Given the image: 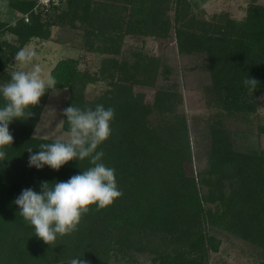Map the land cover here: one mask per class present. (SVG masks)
<instances>
[{"label": "trees", "instance_id": "16d2710c", "mask_svg": "<svg viewBox=\"0 0 264 264\" xmlns=\"http://www.w3.org/2000/svg\"><path fill=\"white\" fill-rule=\"evenodd\" d=\"M37 3L7 0V8L22 17L13 24L0 20V35L11 32L22 46L47 38L43 15L84 26L85 49L107 56L102 67L83 73L80 59H65L51 76L56 90L69 91L66 108L103 104L115 110L112 135L101 150L123 195L106 209L92 206L75 231L49 245L19 215L14 200L22 190L39 191L43 181H66L90 166L85 159L59 171L28 167V151L52 141L33 135L49 91L31 109L32 117L9 126L14 141L0 161V264H69L76 257L91 264H138L146 256L149 264H211L222 236L258 248L256 264H264V154L237 151L234 145L235 133L242 132L239 120L256 112L254 102L264 92V3L250 4L242 20L228 13L206 20L190 0H60L46 14L34 12ZM172 32L180 54L205 56L211 78L206 92L213 110L202 138L207 167L194 177L186 171L196 155L192 131L187 116L176 111L182 95L163 82L149 104L137 91L155 87L160 74L168 80L166 65L148 52L123 51L128 36L168 39ZM6 68L2 58L0 73ZM249 76L259 82L255 92L244 86ZM100 84L103 89L90 100L89 86Z\"/></svg>", "mask_w": 264, "mask_h": 264}, {"label": "rangeland", "instance_id": "374dc122", "mask_svg": "<svg viewBox=\"0 0 264 264\" xmlns=\"http://www.w3.org/2000/svg\"><path fill=\"white\" fill-rule=\"evenodd\" d=\"M6 1L0 0V20L13 24L21 19L22 15L12 12L6 13L8 10ZM190 1L192 10L195 13L203 15L206 20L221 13H228L232 18L242 20L250 4L264 3V0ZM49 10L45 12L40 11L38 8L34 12L46 14L50 13ZM45 16L43 15V20L47 24V38H33L25 46H22L21 41L11 32L5 31L0 35V60L3 58L7 66L0 73V83L10 79L11 74L20 69V66L14 63V56L21 48H31L37 52L38 56L35 63L40 64L45 75H51V71L58 62L65 59H80V71L83 73L87 71L94 73L100 70L102 62L107 56L94 54L85 49V29L80 22H77V28H73L68 21H65V24H60L56 18L47 19ZM13 48H17L15 53L12 50ZM139 50L159 57L167 69V71L165 68L163 70L166 71L168 80L163 79L160 74L157 77L158 83L155 87L137 88V91L145 94L146 103H153L156 91L163 82L169 88L174 87L177 93L183 97V103L178 105L176 111L178 114H184L188 118V124L192 131V144L195 145L196 154L193 163L186 166V171L188 176H197L200 172L205 171L207 167V157L205 156L206 141L202 139L204 131L203 123L208 119L213 110L211 107L212 99L206 92L211 85L210 75L204 69L206 58L199 54L194 56L180 54L173 32L168 39L144 36L126 37L123 51L130 56L133 51ZM103 87V84L90 85L87 97L93 100ZM68 95V90H55V92H51L46 106H51L55 109V116L49 115L44 118V121L48 122V127L42 129L44 134H38L35 137L52 140L54 135H58L64 131L63 124H58L61 120H64L63 110L66 108ZM254 103L257 108L256 112L250 114L249 118L245 117L244 120H239L238 127L242 132L235 133L234 145L237 151L249 154L263 152L264 154V92L258 95ZM45 110L44 108L43 111ZM222 239L223 244L219 252L213 253L211 256V264H256L261 257V251L246 242L233 239V237L222 236ZM149 261V257H142L138 264H149ZM120 264L126 263L121 262Z\"/></svg>", "mask_w": 264, "mask_h": 264}, {"label": "clouds", "instance_id": "9594fccd", "mask_svg": "<svg viewBox=\"0 0 264 264\" xmlns=\"http://www.w3.org/2000/svg\"><path fill=\"white\" fill-rule=\"evenodd\" d=\"M37 56L35 50L21 48L14 56V63L20 69L14 71L7 82L0 83V161L7 158L6 148L14 141L10 124L32 117L31 109L40 105L46 93L55 92L57 88L55 77L43 74L40 64L35 63ZM243 83L250 92H255L259 85L250 76ZM45 109L40 114L34 137L44 134L42 129L48 127L44 118L55 116L53 107L45 106ZM63 115L65 119L58 125L67 123L68 128L54 135L51 142L41 144L40 150H29L28 167L42 170L47 166L59 171L70 161L85 159L90 166L66 181H43L39 191L25 188L14 200L19 215L34 228L35 236L48 245L75 231L82 214L92 206L98 210L106 209L123 195L117 185L115 169L103 162L105 153L101 150L112 135L115 110L103 104L94 108L71 104L63 110ZM69 264L91 262L76 257Z\"/></svg>", "mask_w": 264, "mask_h": 264}, {"label": "built area", "instance_id": "2783aa9c", "mask_svg": "<svg viewBox=\"0 0 264 264\" xmlns=\"http://www.w3.org/2000/svg\"><path fill=\"white\" fill-rule=\"evenodd\" d=\"M60 0H38V3L35 7V10L40 9V11L47 12L49 9L53 8L54 6L59 5Z\"/></svg>", "mask_w": 264, "mask_h": 264}, {"label": "crops", "instance_id": "0c3cea01", "mask_svg": "<svg viewBox=\"0 0 264 264\" xmlns=\"http://www.w3.org/2000/svg\"><path fill=\"white\" fill-rule=\"evenodd\" d=\"M6 3H7V1H6ZM8 9V8H7ZM10 12H12V13H14L13 11H11V10H7V12L6 13H10Z\"/></svg>", "mask_w": 264, "mask_h": 264}]
</instances>
